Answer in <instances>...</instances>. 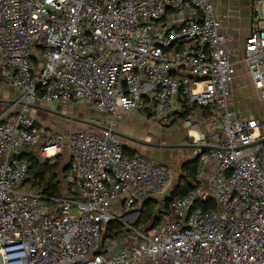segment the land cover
<instances>
[{
  "label": "built area",
  "instance_id": "built-area-1",
  "mask_svg": "<svg viewBox=\"0 0 264 264\" xmlns=\"http://www.w3.org/2000/svg\"><path fill=\"white\" fill-rule=\"evenodd\" d=\"M246 1L251 25L233 49L215 0H0V80L24 106L0 114V264H264V114L233 87L248 75L264 105V0ZM41 103L107 117L50 132L26 110ZM133 111L165 125L183 115L196 146L191 188L166 206L174 170L123 153L116 124ZM26 147L49 162L67 151L68 195L26 191ZM149 198L160 220L147 230L135 222ZM110 221L122 230L104 236Z\"/></svg>",
  "mask_w": 264,
  "mask_h": 264
},
{
  "label": "rangeland",
  "instance_id": "rangeland-1",
  "mask_svg": "<svg viewBox=\"0 0 264 264\" xmlns=\"http://www.w3.org/2000/svg\"><path fill=\"white\" fill-rule=\"evenodd\" d=\"M257 11H258V17L261 18V22H260V26H264V13H263V9L264 8V2L259 3L257 6ZM229 16V14H227ZM226 15V17H228ZM224 17V23H227V19L226 17L223 15ZM247 19L248 22V16H244ZM228 24H226L227 26ZM248 26L246 27V31ZM246 32V33H247ZM238 35H245V33L243 34V31L241 32V34ZM241 36V37H242ZM234 43L230 42L231 47L233 49H241L242 45H243V41L241 40L239 43L238 41H233ZM230 60L232 61H236L239 56L238 53H236L234 50L230 53L229 55ZM5 84L0 83V100L6 99V98H14L16 97V91L14 89H12L10 86H4ZM240 85H242L243 89L240 87ZM233 87L236 89L237 87L241 88V91L243 93H241V95L239 97L236 98V100L241 101V106L243 108L248 109V112L250 113V116H256L258 114H260V111H263L262 113L264 114V105H262L258 100H256L253 97V88H252V84H251V80L249 78L248 75L246 74H239L236 77V80L234 82ZM5 105L0 103V107H3ZM42 109H44L46 112H49L48 114H50V116L54 117V121H49L45 122V124L47 125H51L49 126L50 130L53 132H63L64 130H67V132H73L76 130H80L83 129L82 125L77 124L78 122L82 121L83 118L86 116V114L88 115H92V116H97L96 112L93 110H90L88 108V106L85 105H70V104H57V103H46L43 104L42 106H40ZM32 108V107H30ZM240 106H236L235 107V112L234 114L232 113V115L230 116L231 119H234L236 117H239L241 115L240 113ZM84 120V119H83ZM178 123V122H177ZM177 123H175L174 125L170 126V128L168 126H161L159 129V124H157L154 121H147V120H140V118L138 117V119L133 121V125L136 128L137 135L134 136H129L130 139H133L136 143L139 144H154L157 147L159 151L157 150H153L154 153L150 156L148 151H146L147 149H144L145 151H140L138 149L139 153H142L143 155H145L146 157H149L151 159H153L154 161L161 163V164H166L169 165L175 172L174 178H173V183L172 185L175 183V181L177 180L176 176L177 173H179L177 171L178 167H179V162L181 161V157L182 154L180 152H178L179 149H177V153H175V151H173V148L175 147H180L181 145H183V141L186 140L185 136H184V131L181 128V126H178ZM66 124H68V127L66 129ZM47 125V126H48ZM154 127H156L157 130H159L162 132L161 134H165L167 131V129H169L170 131H174L171 132L170 135H167L166 133V137L169 138V141H167V143H164L163 141H160V143H153L151 142L150 139H148L147 137H143L141 135V137H138V134L141 132L146 133L145 130H152L154 129ZM157 130H155L154 132H158ZM153 131V130H152ZM151 131V132H152ZM134 134L135 132H131V134ZM130 134V135H131ZM132 134V135H133ZM183 136V138H182ZM223 139V137H221ZM178 143V145H177ZM182 143V144H179ZM182 147V146H181ZM180 147V149H181ZM164 148V149H162ZM141 149V147H140ZM161 149V150H160ZM192 150L195 151V148H191ZM62 162L59 166V168L57 169V173H58V178L60 180L61 183V187L63 189V191L66 190V184H65V177L63 175V172L61 171V167L65 164L68 163L69 160V155L67 153L66 150L62 151ZM175 153V154H173ZM69 171L66 172V174L68 175ZM26 191L32 192L31 189L27 188V186L25 187ZM118 203V202H117ZM140 209V208H139ZM139 212V210H138ZM123 213H118V216H121ZM149 225V224H148ZM153 230H150V232H152Z\"/></svg>",
  "mask_w": 264,
  "mask_h": 264
},
{
  "label": "crops",
  "instance_id": "crops-1",
  "mask_svg": "<svg viewBox=\"0 0 264 264\" xmlns=\"http://www.w3.org/2000/svg\"><path fill=\"white\" fill-rule=\"evenodd\" d=\"M215 1H216V4H215L216 10L220 15H222V16L224 15L226 17V15L229 14V16L227 15L228 17H226V19H227L226 24H228L227 26L224 23V18H223L222 31H224L227 34V36L229 38L230 47H231L230 42L234 43L233 41H238V43H239L241 40L243 41L244 37L249 32V28L251 25L252 14H251L250 3L246 0H215ZM244 16H248V22H247L246 17H244ZM174 19L175 18H170L169 20L173 21ZM247 26H248V28H247L248 32L246 31ZM242 31H243V34L245 33V35H243V36L238 35V34H241ZM0 83L5 84L4 86H10L9 84L2 82L1 80H0ZM10 87L17 92L16 93L17 95L13 99L12 98H10V99L6 98L3 100H0V103L5 105L3 107H0V114L4 110H7L9 108H10V111H17V110H20L24 107L21 104H12L13 100H15L20 95V91L17 88H14L12 86H10ZM43 104H46V103H41L39 105L29 106L26 110L32 116V118L37 122V124L39 126H41L46 131L53 132L49 128V126H51V125L47 124L48 125L47 126L45 124V122H48V120L54 121L53 120L54 117L50 116V114H48L49 112H46L44 109H42L40 107ZM57 104H59V103H57ZM59 105H61V104H59ZM30 107H32V108H30ZM88 108L90 110L95 111L97 116H92V115L86 114V116L81 117L84 120L82 119V121L78 122L77 124L82 125L83 128H88L90 126H93L94 128H99L100 126H102V123L106 119L107 114L102 113V112H98L91 107H88ZM138 117H139V114L137 112H135V111L129 112L128 114L124 115L121 119L117 120L116 130H117V133L121 134V136L119 134L118 135L120 136L121 143H122L123 147L126 148V150L133 151L135 153H139L138 149L140 151H145L144 149H147L146 151H148L149 155L151 156L154 153V151H153L154 149L159 151L157 147H154L156 145H154V144H151V145L150 144H139V143H136L133 139H130V137H129V136L137 135L138 131L134 127L133 121L138 119ZM177 125L180 126V124H178V123H177ZM158 126H159V129H161L160 128L161 126H167V125L161 123ZM170 126H172V125H169L168 127L170 128ZM67 128H69L68 124H66V129ZM181 128H182V126H181ZM152 130H150V131H149V129L145 130L146 133L140 132L138 134V137H141V135H142L144 138L147 137L148 139H150L151 142H153V143H160V141L167 143V141H169V138L165 136L166 133H167V135H170L171 132H174V131H170L169 129H167L166 130L167 132L165 134L164 133L161 134L162 132L160 131V133H159V130H157L156 127H154V129H152ZM155 130H157L158 132L157 133L154 132ZM133 131L135 133L134 134L132 133L133 134L132 135L131 132H133ZM183 131H184V129H183ZM63 132L68 133L67 130H64ZM184 136H185V131H184ZM182 138H183V136H182ZM184 142H185V140L183 141V144H185ZM179 144H182V143H179ZM177 145H178V143H177ZM140 147H141V149H140ZM180 147L173 148V151H175V153H177V149H179L178 152H180L182 154L181 161L179 162V167L177 169V171L179 173H177L176 178H178L179 175L181 174V165L185 161H188L189 159H191L195 156V152L191 148L181 147V149H180ZM162 149H164V148H162ZM175 153H173V154H175ZM140 154H142V153H140ZM149 159H151V158H149ZM151 160L154 161L153 159H151ZM154 162H156V161H154ZM156 163H158V162H156ZM159 164H161V163H159ZM162 165H166V164H162ZM166 166H169V165H166Z\"/></svg>",
  "mask_w": 264,
  "mask_h": 264
},
{
  "label": "trees",
  "instance_id": "trees-1",
  "mask_svg": "<svg viewBox=\"0 0 264 264\" xmlns=\"http://www.w3.org/2000/svg\"><path fill=\"white\" fill-rule=\"evenodd\" d=\"M33 62L35 63L36 61ZM182 118L183 115L181 114L173 115L167 126L179 122ZM123 153L126 155L135 154V152L128 151L124 147ZM62 154L58 155L53 162H49V160H42L37 152H35L34 148H23L19 156L25 157L30 162V167L23 181V185L27 186V188L31 190L41 193L42 196L49 202L51 201V198H60L64 194L68 195L69 186L65 182L66 190L63 191L58 178V173L56 172L62 162ZM68 164V167L65 169H62L64 165L61 167L64 177L67 175L66 172L69 171L70 160H68ZM196 164V161H187L181 165V174L171 186L167 195L168 197L165 200V206L171 198L180 196L191 188V180L196 172ZM156 206L157 199L149 198L146 200L139 209L135 226L141 224L146 226L147 230L151 229L152 226L160 220V214L156 211ZM148 224H150V226ZM120 230H122V225L119 222L110 221L107 223L103 235H110L114 231L119 233Z\"/></svg>",
  "mask_w": 264,
  "mask_h": 264
},
{
  "label": "water",
  "instance_id": "water-1",
  "mask_svg": "<svg viewBox=\"0 0 264 264\" xmlns=\"http://www.w3.org/2000/svg\"><path fill=\"white\" fill-rule=\"evenodd\" d=\"M120 136H121V134L120 133H118ZM125 136V135H124ZM182 147H189V148H195L196 149V146L195 145H193V144H183V145H181ZM195 152V151H194ZM197 160V155L195 154V156L193 157V158H191V159H189L188 161H196ZM185 162H187V161H185ZM68 163L67 164H65L63 167H62V169H65L66 167H68ZM167 197L168 196H166V197H164V199L163 200H166L167 199ZM162 205V203H160V206ZM158 211H160V209L158 208Z\"/></svg>",
  "mask_w": 264,
  "mask_h": 264
}]
</instances>
